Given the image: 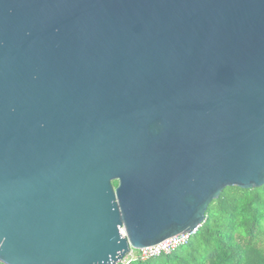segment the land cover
Here are the masks:
<instances>
[{"label": "water", "instance_id": "obj_1", "mask_svg": "<svg viewBox=\"0 0 264 264\" xmlns=\"http://www.w3.org/2000/svg\"><path fill=\"white\" fill-rule=\"evenodd\" d=\"M263 185L264 0H0L2 263L119 264Z\"/></svg>", "mask_w": 264, "mask_h": 264}, {"label": "trees", "instance_id": "obj_2", "mask_svg": "<svg viewBox=\"0 0 264 264\" xmlns=\"http://www.w3.org/2000/svg\"><path fill=\"white\" fill-rule=\"evenodd\" d=\"M119 264H264V185L226 187L186 244L170 254Z\"/></svg>", "mask_w": 264, "mask_h": 264}, {"label": "built area", "instance_id": "obj_3", "mask_svg": "<svg viewBox=\"0 0 264 264\" xmlns=\"http://www.w3.org/2000/svg\"><path fill=\"white\" fill-rule=\"evenodd\" d=\"M192 233H194V231L181 232L161 241L158 244L146 246L140 249H131L128 255H126V257L123 259V261H126L127 263L128 260L134 257H140L141 259L146 260L163 254H170L177 247L186 244ZM0 264L4 263L0 261Z\"/></svg>", "mask_w": 264, "mask_h": 264}, {"label": "flooded vegetation", "instance_id": "obj_4", "mask_svg": "<svg viewBox=\"0 0 264 264\" xmlns=\"http://www.w3.org/2000/svg\"><path fill=\"white\" fill-rule=\"evenodd\" d=\"M115 182H116V183H115ZM115 182H114V183H115L114 185H116V186H117V181H115Z\"/></svg>", "mask_w": 264, "mask_h": 264}]
</instances>
